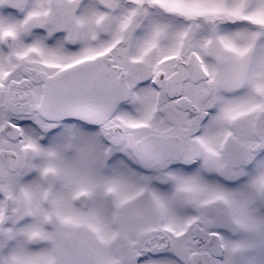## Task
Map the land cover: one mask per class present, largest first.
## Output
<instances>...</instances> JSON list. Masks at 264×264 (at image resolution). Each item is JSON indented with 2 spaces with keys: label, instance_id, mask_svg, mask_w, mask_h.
Instances as JSON below:
<instances>
[{
  "label": "snow or ice",
  "instance_id": "1",
  "mask_svg": "<svg viewBox=\"0 0 264 264\" xmlns=\"http://www.w3.org/2000/svg\"><path fill=\"white\" fill-rule=\"evenodd\" d=\"M0 264H264V0H0Z\"/></svg>",
  "mask_w": 264,
  "mask_h": 264
}]
</instances>
